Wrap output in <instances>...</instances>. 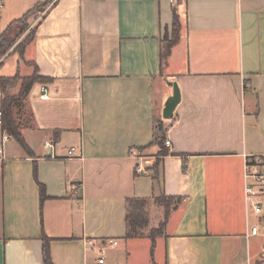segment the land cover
<instances>
[{
	"label": "crops",
	"instance_id": "obj_1",
	"mask_svg": "<svg viewBox=\"0 0 264 264\" xmlns=\"http://www.w3.org/2000/svg\"><path fill=\"white\" fill-rule=\"evenodd\" d=\"M44 2L23 52H0V77L43 79L13 107L29 153L13 139L0 158V264H44L43 233L54 264H98L106 239L118 241L108 264H264L244 201L245 156L264 157V0H0V38ZM173 82L181 100L166 120ZM134 149L152 159L147 174ZM161 195L181 199L167 220L155 205L162 235L126 239L128 200Z\"/></svg>",
	"mask_w": 264,
	"mask_h": 264
},
{
	"label": "trees",
	"instance_id": "obj_2",
	"mask_svg": "<svg viewBox=\"0 0 264 264\" xmlns=\"http://www.w3.org/2000/svg\"><path fill=\"white\" fill-rule=\"evenodd\" d=\"M50 2H44L39 4L28 12L22 19L13 22L1 35L0 38V52L1 57H5L10 50L16 46L15 51L20 53L23 52L26 44L31 42L34 39L35 30L30 29L28 24V20L35 14L44 12L46 8L49 6ZM180 30L181 23L177 15L174 16V22L172 27V35L168 37V32H166L164 39L162 40V48H161V61L162 66L167 62V59L171 53V49L175 46L180 40ZM16 31V32H14ZM25 36V38L20 42L21 38ZM21 81V88L17 95H13L10 93V89L15 84V82ZM37 81H43L42 78L38 76V71L36 70L33 76L21 78L19 75H16L13 78H4L0 77V86L3 90L4 99H3V113H4V129L8 131V133L15 139L20 146L29 153V147L23 137V134L20 131L19 125L17 124L13 107L16 103L23 101L27 98L32 86ZM165 138L166 132L164 129V125L162 122L157 123L155 127L154 134V145L160 147V156L168 155L169 151L165 146ZM155 169V178L159 181V161H157L154 165ZM35 176L37 178V171L35 172ZM40 192H41V200L44 201L46 199V190L43 185L40 184ZM181 201L180 198L167 197L165 195H161L154 199V202L162 206L165 211V220L168 219L171 211L174 209L176 204ZM150 200L148 199H130L127 202L128 211L126 215V225H127V233L126 239L133 238H142L145 237L143 234V230L148 227L149 217L147 213V206L149 205ZM164 230V224H161V228L158 231H152L148 236L153 241L161 236ZM41 240L43 243V260L44 264H54L51 256V239L46 236L45 233L42 234Z\"/></svg>",
	"mask_w": 264,
	"mask_h": 264
},
{
	"label": "built area",
	"instance_id": "obj_3",
	"mask_svg": "<svg viewBox=\"0 0 264 264\" xmlns=\"http://www.w3.org/2000/svg\"><path fill=\"white\" fill-rule=\"evenodd\" d=\"M175 3V0H171ZM41 100L49 99V89L47 86L41 88ZM3 99L4 94L0 86V158L3 159L5 156V148L7 144L13 140V137L4 129V113H3ZM46 146L52 148L53 145L46 143ZM165 146L170 149L172 147L171 140L169 138V131H166ZM69 157H77L76 149L73 148L68 151ZM131 156L136 158L139 163L136 167V172L139 175L148 173V166H152L153 162L151 158L145 157L138 150H132ZM244 201L247 210L252 212L256 216L264 214V157L262 156H245L244 166ZM260 232L258 226H254L250 229L248 237L256 236ZM92 245V244H90ZM118 246L116 239H106L97 246H93L97 254L98 264H108L107 257L108 252Z\"/></svg>",
	"mask_w": 264,
	"mask_h": 264
},
{
	"label": "rangeland",
	"instance_id": "obj_4",
	"mask_svg": "<svg viewBox=\"0 0 264 264\" xmlns=\"http://www.w3.org/2000/svg\"><path fill=\"white\" fill-rule=\"evenodd\" d=\"M14 32H16V31H14ZM168 35H169L168 37H171L172 31L171 32H168ZM24 38H25V36H23L21 39H24ZM16 83L20 84L19 81L18 82H15V84ZM11 90L12 89H10V93H11ZM13 91H16V89H14ZM20 131H21V128H20ZM155 205L156 206H159L155 202H151V203H149V205L146 208L147 213H148V217H149V224H148V227L143 230V234L145 236H149L152 231H158L161 228L162 216L160 214L155 213V211H154ZM151 209H153V214L152 215H154V217H152V222L150 221V212L152 211ZM258 218H260V216H256V219H255V222L254 223L259 227L261 235H264V214L261 215V218L260 219H258ZM156 254H157L158 260H160L161 259V251L159 249L157 250Z\"/></svg>",
	"mask_w": 264,
	"mask_h": 264
},
{
	"label": "water",
	"instance_id": "obj_5",
	"mask_svg": "<svg viewBox=\"0 0 264 264\" xmlns=\"http://www.w3.org/2000/svg\"><path fill=\"white\" fill-rule=\"evenodd\" d=\"M169 85L173 87V94L167 99L165 103L163 117L166 120H171L174 118L175 110L181 100V94L177 83L173 82L170 83Z\"/></svg>",
	"mask_w": 264,
	"mask_h": 264
}]
</instances>
